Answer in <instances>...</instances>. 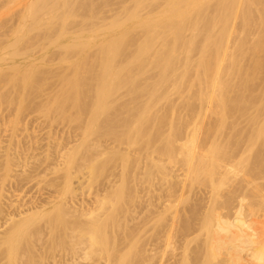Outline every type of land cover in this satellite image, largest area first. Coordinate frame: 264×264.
Masks as SVG:
<instances>
[{"label":"bare ground","instance_id":"1","mask_svg":"<svg viewBox=\"0 0 264 264\" xmlns=\"http://www.w3.org/2000/svg\"><path fill=\"white\" fill-rule=\"evenodd\" d=\"M115 1L119 2V4L122 3V5L125 3V0H0V81H2L0 82V86L4 80V86L6 85L7 87L6 79L9 78L11 80V78L8 77L10 76L9 73H11L12 79L13 77L17 76V74H14V76L12 75L13 72H10L12 68L30 69L31 67L30 71L29 69H26V74L28 75L30 72V75L34 76L37 71L33 74L31 72L33 71L32 68L41 65V63L45 60L46 54L53 49L55 61L54 59H52V57H49L53 60L50 62V65H52L51 63L53 62L56 64V62L58 61V59L56 58L57 54L55 50H57L58 52L59 50L62 51L63 49L66 54L77 53V56L81 58L83 57L82 54L85 55L86 50L90 49L91 47L92 50H95V52L91 53L95 54L97 50L95 48L97 47L94 46H98V49L99 47L101 48L99 50V53L100 51L103 53L100 57L101 61L99 63L96 62L98 64L97 68L99 67L100 69L99 72L97 71V68L95 69V60H91L95 63V65H92L93 67H91V70H83L80 68L85 65V62H83L82 65V60H78L77 63L75 62V66L72 65V67L74 68L70 67V70L72 72L75 69L76 72L73 71L71 74H68L67 77H61L62 82H64V84L68 86L69 90L63 92L61 91L62 93H60V98H51L50 100L52 103L49 101L51 105L47 106L46 108V112H48V115L50 113L49 111L53 110L58 113V117L62 113L66 114L68 110H70L69 112L71 114L75 111L74 113L77 116L75 119H78L76 120L77 123L75 124H77L78 126L74 127H76V129L77 127H80V129H82L81 132L83 136L80 137L82 139L81 143L75 138V140H71L69 141V143H64L65 145H63L62 147V144H60L59 141H57V143H59L60 145L56 146V141L53 140L54 146L57 147H53L56 148V153L54 154L48 151V149L50 148L49 146L44 153L45 156L41 154L43 153L42 151L38 152L40 148H38L37 150L36 147V149L34 150L35 145L34 147L30 145L31 148L33 147V150L29 148L30 152L28 151V155L26 154L23 156V154L26 152L25 150L27 147L24 149L25 152L20 150V153L21 151L24 152L23 154H20L19 151H17V153L14 152L16 153L15 157L11 156L13 154L11 152H9L10 154L4 153V155H0V166L3 168V180L1 184V188H3L2 191L5 189L7 180L11 183V181L9 180L12 179L11 177L21 179V177L25 176L27 178L26 180H28L29 172H31L29 171L30 169H28V166L30 165H28V161L30 162L31 160H35L33 162L35 166L32 165L34 169H31L34 172L32 174L33 176L35 174V176L37 177V174H39V168L48 163L59 166L61 165L62 168L60 169V171H63V176L65 179V185L62 189L63 191L60 195V199H58L57 201H55L57 196L56 198H53L51 196L48 198L46 197L45 201H42V203L38 202L37 204H35L34 202L29 201L30 203L27 204H18V201H15V203L2 201L4 198L6 199L7 197L9 198L11 196L10 193H5L7 195H5L3 192L1 193L0 264H2L1 260L2 262H6L3 264H36V261L38 260L36 259L38 253V249L36 250L35 246L36 242H41L46 237V234L44 233V229L46 228H44L43 230L38 228L40 226L39 224L42 223L47 217L48 219H45L47 222H44V224L42 225L44 227L45 224L49 223V226L45 225L49 228V230L48 228L46 229L49 231H47V233H50V237L54 240L55 238H57V232H63L61 236L63 239H59L61 237L58 236L60 242H57V244L55 243V241L53 242L56 244L55 248H53L51 242V246H49V249L48 247L46 248L45 245L44 248L48 249L52 254L57 252L58 250L67 253L71 252V258H67V264H77V259L81 258H78L75 254L78 255L79 253L84 256L81 257H83L85 260H88V258H92V262H95L98 259L97 264L99 258H102V254L105 253V256L109 254L108 252L112 249L110 248V250L108 251L110 242L109 239H111L110 236L112 235H110V230L112 231V229H109V227L110 223L114 221V217L119 213V208L117 206H119L120 204V199L119 202H115L114 198H112L114 193L111 191V188L114 187V184L111 182V180L110 182H108V185L104 186L102 199H99L100 193L95 196L94 202H91L90 199L89 201L85 202V197L80 198V203L84 204L82 207V212L85 215H79L80 217H83L82 219L76 218L77 215H75V220H79L78 223L69 221V219L66 220V217L62 214V211L69 212L70 214L71 210H68L76 205V201L78 200L75 199L78 195H80L78 190L76 191V188L80 185L81 180L78 178H76V180H73V173L75 172L72 173V171L77 170L73 169V167L75 168L76 166H79L77 165V160L80 157L83 158L84 156L87 157V159L97 158L94 157L95 155H92L93 153L90 155L85 154L86 151L90 152V149L92 151V147H94L93 142L95 140L93 137L94 141H91V137L95 135L96 128L93 129L92 126H89V128H83V116L89 118L87 120L91 122L92 120L97 121L101 117L103 118V116L105 117L106 115L108 118L109 114L111 115L112 113H115L117 116L116 118L119 119V122L122 125H127L128 123H130L129 126H131V124L133 123L134 126V124H136V126L138 127L135 131V134L137 133V135L140 136V134L144 132L142 133V135L145 136L147 132L146 127L151 124L150 121H152L150 120L152 109L157 107L156 105L154 106V104H151L149 101L146 102L145 99L150 98L148 100H151L152 98L155 99L156 97H172L175 93L179 94V97H199L201 101L207 100L208 105L204 106H209L208 109H210V111L216 115L215 118H217V121H214L212 118L208 120V117L206 116L207 120H201L196 126L193 125V128H190L186 131H180L178 130V128H176L174 130H171L168 135L164 131L162 133H160L161 131H159V135H157L158 132H156V136H154L153 133V135L151 134L152 142L149 141V143H152V147L145 148L146 146H143L147 150L152 148V150H150V152L152 151V154L150 152L144 154L147 155V158L146 156L145 158L147 159V164L149 165L147 169H145V165L142 162L144 165V168L142 169H145L144 171L146 175L152 174V193L159 200L166 198L165 205H167V210L170 212L168 220L167 216L165 215L162 218L154 220L152 222V227H155L157 224L164 227L163 236L165 237V240H163L164 242L160 241V239L158 238L154 241L153 245L157 247V250L152 247V251L155 252V254H152V264H208L206 263V261L201 260L200 253H198L200 251L198 249L193 250L190 244L192 241V237L205 230L211 231L212 243L210 246V251L212 258L217 260L221 264H264V225L261 227L258 226L257 220L253 219L250 216V214L253 212V210H255L254 208L256 207L254 206L256 203H254V198H263L262 203L264 204V186L260 187L257 185L254 188H250L251 186H253V175L264 177V117L262 118L261 116H258V113H261L263 114L262 116H264V109L260 110V108H264V106H262L263 103L260 104V98L258 99L257 97H255L256 93L259 94L258 91L255 93V81L257 79L256 76L259 73L256 72L255 65L259 67L260 64V61L258 62L256 57V53L258 50L257 42L259 38L258 40L256 39L257 34L259 37L261 36V34L259 35V33L264 32V0H235L234 2L230 1L231 6H229L231 7V10H229L230 8L229 6H227L229 4V0L227 1L228 4H226V0H218L219 2L217 3H215L216 0H163V8L161 7L160 3V6L157 7L158 2H155L156 0L154 1V3H150L149 0H137L135 1V5H133V2L130 3V5H133L132 8L131 6L126 7V9L124 10L125 16H123L122 18L120 15L121 12L119 14L120 16L116 14L118 17L114 16L115 13L113 14V17L109 14V12H111L113 2ZM114 5L117 6V4ZM122 5H120L119 7L117 6L118 8L114 7L113 9H120ZM222 6L229 12H224ZM227 7L228 9H226ZM113 9L112 11H114ZM121 9L120 11H122ZM145 10H148V13L146 15L144 14L146 13L144 12ZM221 12L222 14L221 16H219ZM223 12L225 13L224 16ZM226 13H230L229 16L228 14L226 15ZM209 15L213 16V23H211L210 27L212 28V30L226 28L225 26H228L227 22L230 26V20H232V34L226 40L227 47L223 46V43L225 42V38H227V36H225L226 34L223 35L222 33H226L228 31V27L227 31L226 29H223L225 32L221 30V32H223L217 33V36L212 37V39L208 37L211 29L209 30V28L205 26V24H208L209 26V22L207 20L210 17ZM111 17L113 19H110ZM230 17L232 19H230ZM108 18L111 21L107 23L106 19ZM227 18L230 20L228 21ZM10 23L11 26L9 29L12 30L14 28L13 30L15 33H12L13 31L8 29V24ZM15 24L16 26H19H17L18 28H16V30V26L11 28ZM203 26L207 27L208 29ZM202 28L206 29L208 35L206 34V32H201L203 31ZM186 31H189V34L191 36L186 35ZM200 32L201 34H206L205 36L208 37H203L205 39V42L203 43L202 41L204 40H202V44H200L201 42L199 43V36L201 35ZM11 33L14 36L11 35ZM5 34H9V36H5ZM214 35L216 34L214 33ZM11 36H13V38H11ZM30 36L33 37L30 38ZM7 37H9V41L5 40ZM70 40L72 41L71 43H66ZM260 41H264L263 38ZM205 46H208V48ZM259 46H261L260 43ZM129 48H134L136 54L135 58H129V56L127 55L126 57L124 56L126 53L125 50ZM261 50L262 49L258 50V52L260 51L258 57H260L261 55ZM196 51H198V53ZM194 52H196L198 56H200L199 53H201L200 58L196 56V59L193 56ZM209 52L210 54H212L208 55L211 58L206 56ZM202 53L204 54L202 55ZM182 54H184V58H182ZM49 55H47L46 59H48ZM71 56L72 54L70 55V57ZM213 56L215 59L213 58L212 60ZM70 57L68 56L66 58H62L64 59V63H66L67 66L71 65V59L74 56L72 58ZM124 57L127 59H124ZM98 58L96 60H98ZM262 64L263 63H261V65ZM55 68L53 70H56ZM63 68L67 67L64 66ZM76 68H78L79 70ZM262 68L264 69V66H262ZM262 68H260V70ZM36 69L37 67L35 68V70ZM48 69H51V71L49 72L47 70V74L50 73L49 75H52V67L50 68L49 66ZM257 71H259V69ZM38 72L40 74L41 70ZM30 75L26 76V80H28L29 77L28 81L31 82V88L33 89L35 87L33 86L34 84L32 81L35 80V78L32 77L31 80ZM54 75L56 77V74ZM259 75H261V73H259ZM42 76L43 75H41V77ZM52 76H48L49 78L47 77V81H49L47 82V85H50V87L46 86L48 88H45L42 82L40 84L42 87H40L39 85L40 88L35 85L37 89H45L47 91V93L45 90H43L42 92L40 91L41 95L42 93L49 94L48 90L50 92L51 89H55L60 92L61 88L57 89L59 87L51 88L52 86H55L53 82L59 81V79H56L57 81H55ZM43 77H46V75ZM189 77L191 78V80L189 79ZM192 78L194 79L192 80ZM10 80L8 81L11 82ZM51 80L53 81L51 82ZM40 81H42V79ZM50 82L53 84H48ZM13 84H15V82ZM30 84L27 83L26 85L30 87ZM59 84L60 81L57 86ZM13 87H11L14 89H11V91L13 90L11 92V94L13 93V96L15 93L19 92L20 95L23 94L26 90L28 91V87L25 88V84L24 88L26 90L22 85V88L25 90L24 92L20 90L21 88L18 89L23 93H21L20 91L14 93L15 86L13 85ZM31 88L29 89L31 91H26L27 93L30 92L29 95L27 94L28 96L33 95V92H37V94L33 95L34 97L36 95H40L38 94L39 91H37L36 88V91L32 90ZM251 88H255V91H253L254 89L252 90L253 93H250L252 92L250 91ZM51 91H53L52 97L55 96V91ZM59 92L56 93V95H58L57 97H59L60 95ZM259 92L262 94L264 93L261 91ZM70 93H73L74 97L73 95L71 96ZM11 94L10 97L12 96ZM27 95L24 94L23 96L27 98ZM8 96L9 95H7L6 97ZM259 96L262 95L260 94ZM40 97L43 99L44 96ZM24 98H21L18 101L20 102L22 100V104L19 103V105H21V108L18 106L23 111L22 113H20L21 110H19L20 114H23L24 111L27 110L26 107H28V103L26 102L27 99ZM49 98H47V100L43 99L44 101L42 100V103H46ZM158 98L154 102H152L153 100H151V102H156L157 104V100L161 101V99ZM3 99H1L0 102H3ZM208 99L212 100V104ZM32 100L33 99H31L30 101L28 97V101L32 102L33 104L34 102ZM88 100H91V102H89ZM49 102L47 103L49 104ZM37 103L39 105L41 104V102ZM47 103L45 105H48ZM32 104L30 103L31 106L28 107L31 110L32 108L34 109L35 106V103L33 107ZM38 104L36 106L37 110L42 106L40 105L39 107ZM248 105L249 107H251V109L252 107L254 108L253 112H250L251 115L257 112L256 115H252L253 118L250 116L251 123L249 122L250 124L248 128H243V126L240 125V123L237 121L228 122V117H230V114L228 116V113H235L237 114V116H240L238 115V113H244L245 108ZM11 108H8V110ZM246 110H248V108ZM29 111L27 113H29ZM53 111L51 113L55 114ZM155 111L153 110V112ZM244 114L246 116V113ZM2 115L3 114H1V116ZM56 116L57 115H55L54 118H57ZM113 116L115 115L113 114ZM209 116L214 115H210L209 113ZM48 117L50 118L51 116ZM116 118H113L112 120L114 121ZM231 118H233V116ZM211 120L214 122H212ZM108 121L110 120L108 119ZM97 123L95 124L97 125ZM115 123L116 125L120 126L118 122ZM156 123H158V121ZM162 123L163 122H161V124ZM16 124H18V121L17 123H15V125ZM111 124H113V122H111ZM114 124L113 126L117 128V126ZM12 125H14V123ZM122 125L119 128H122ZM108 126H110V124ZM129 126L124 127L129 129ZM150 127L152 126L150 125ZM39 128L41 129V127ZM128 129L127 132L124 129V133L123 131L119 132L117 129L112 130L110 127L111 132H107L108 130H105V133L107 132L111 134L112 138L114 136L115 140L117 138L121 140L122 137L126 138V134L129 133ZM132 129L133 128H131V132ZM147 129L149 128L147 127ZM49 132L50 131H48V133ZM131 132L129 133L130 136L127 137L129 142L127 139L126 140L128 143H122L119 141V146L124 144V148L126 144L127 147L125 148L128 149L132 146V144H136L138 139L136 138L137 135L135 136V134H133L134 136H132ZM164 133L167 136H165ZM52 134L53 136L55 135L54 133ZM102 134L104 135V132ZM13 135L15 136L14 132ZM142 135L141 137L143 138ZM162 135L165 136L166 139H164V141L166 140V142H163ZM50 136L52 137V135ZM148 136H150L149 133L147 137ZM19 138L20 137H18V139ZM35 138L36 137H34V139ZM7 139H10V137ZM112 140L113 139H111L110 141H115ZM75 141H78L79 143L75 144ZM98 141H95V143H97L96 145H98ZM32 142L34 141H31V144ZM36 142L35 144L36 146H38V143ZM111 142L110 144L108 143V145L111 146L113 144H111ZM161 142L163 143L162 145H160ZM261 142L262 144H260L259 146H262L260 147L262 149L259 150V148H257L256 151L255 149L257 145ZM157 143H159V145ZM46 144L47 143H45V145ZM141 146L142 145H139V147ZM112 147L114 148L115 146H111L110 148L112 149ZM105 148L107 147H104V149ZM110 148L108 146L107 149L109 150ZM118 148L119 152L122 155L119 154L117 156L118 153L116 155L114 153V155L118 158L121 155L122 160H125V165L123 164L125 170L130 161L134 160L136 163L135 159L129 158L128 152H124L125 149L122 151L120 147ZM50 149H52V147ZM117 149L115 148V150ZM134 149L135 152L136 147H134ZM93 151L96 152V150ZM142 151L143 150H140V152ZM109 153L107 152V154ZM130 153H132L133 155V152ZM82 154L84 156H82ZM52 161L55 162L52 163ZM91 163L95 164L94 160ZM88 164H90V161L88 162ZM130 164L131 163H129V165ZM32 166L29 168H32ZM18 168H21L20 172H17ZM93 170L94 167L92 166V171ZM134 170H137V168ZM16 173L19 175H16ZM20 173H23V176L20 175ZM123 173H125V171ZM16 179L13 178L12 180L16 181ZM35 179L36 178H34L33 180ZM59 184L61 186V182ZM55 185H58V183H56ZM254 185H256V182ZM13 186L15 185L13 184ZM49 187L53 188V186ZM123 194V197H125L124 191ZM11 198L9 199L10 201ZM236 201L237 204L235 206L234 203H236ZM167 202L168 204H166ZM94 203L97 204L96 208L98 211V214L95 215L90 212L93 207L88 209L85 208L86 205L92 206ZM9 204H11L10 207ZM256 205L258 206V203H256ZM126 207L127 206H125V209H127ZM74 208L76 207L74 206ZM13 210L15 212H13ZM50 212L57 213L56 215L58 217L54 218L53 215L49 214ZM72 214L74 215V213H71V216H73ZM113 214L116 215L113 216ZM126 214L128 213L125 212L124 216H122L121 218L116 216L118 217V219L120 218V220L118 221L121 226L118 227L119 230L121 229V232L123 230L121 238L122 240L130 238V235H132L127 232L130 229V227H128V221L131 216H129V214ZM68 216L71 218L70 215ZM87 216H89V218H87ZM36 228L38 229V231H34V229ZM153 234L154 232H152V235ZM114 235L117 234H113V237ZM67 238H69L70 240L68 241ZM116 238L114 240H116ZM177 238L180 239L178 242L176 241ZM65 239L68 242L64 241ZM48 243L49 242L47 240V244ZM110 243L112 244V242ZM115 244L117 246V243ZM68 247L70 251H68ZM48 250H46L45 254L42 252V255H46ZM111 252H113V250ZM115 252L116 251H114V253ZM120 255H118V257ZM61 257H63V255H61ZM109 257L110 256H108V260H110ZM118 257L117 260L119 259ZM127 257H129V255H127L126 258ZM23 258H26V262ZM115 259L116 258L113 259V262H116L114 261ZM43 260L44 259L42 258V260L40 261L42 262ZM127 261L130 260L127 259ZM56 262H58L57 259L54 261V264H56ZM128 263L130 264V262Z\"/></svg>","mask_w":264,"mask_h":264},{"label":"rangeland","instance_id":"2","mask_svg":"<svg viewBox=\"0 0 264 264\" xmlns=\"http://www.w3.org/2000/svg\"><path fill=\"white\" fill-rule=\"evenodd\" d=\"M135 1H137V0H125V3L122 5V3H120L119 4V2H113V6L111 7V12H109V14L113 17V14L115 13V17H118V16H120L121 15V18L123 17V16H125V9H126V7L127 6H131V8H132V6L133 5H135ZM154 1L155 0H149V2L151 3H154ZM162 1L163 0H156L155 2H158V5H157V7L158 6H160V4H161V7L163 8L164 7V3L162 4ZM220 1V0H219ZM218 0H216L215 1V3H217V2H219ZM221 1H224V0H221ZM228 0H226V2H227ZM230 1H232V2H234L235 0H229V4H228V2L226 3V4H228L227 6H229L230 5ZM127 2V3H126ZM131 2H133L134 4L133 5H130V3ZM164 2V1H163ZM160 3V4H159ZM114 4H117V6H118V4H119V6L120 5H122L121 6V10L122 11H120V9H117L118 7L117 6H115ZM231 6V5H230ZM229 6V10H231V7ZM114 7H117L116 9H113ZM123 7H125V8H123ZM226 7V6H225ZM130 8V7H129ZM222 8H223V6H222ZM112 9L114 10V11H112ZM224 9V12L225 11H228V10H225V8H223ZM226 9H228V7L226 8ZM161 10V9H160ZM160 10H158V11H160ZM117 13H116V12ZM124 11V12H123ZM148 10H145L144 12H146V13H144L145 15L148 13L147 12ZM158 11H156V12H158ZM120 12H121V14H120ZM223 12V16H224V13ZM229 12V11H228ZM123 13V14H122ZM118 16H117V15ZM120 14V15H119ZM221 14H222V12L219 14V16H221ZM228 14V16H229V14L230 13H226V15ZM210 16V17H209ZM208 17H209V19H207L208 20V22H209V26H208V24H205V26H207L208 28H209V30L211 31V32H209L210 34L208 35V33L206 32V29L205 28H207V27H205V26H203V27H205V28H202L203 29V31H201V32H206V34L208 35V37H210L211 39H212V37H215V36H217V33H222L224 30L223 29H226V31H227V27H228V31L226 32V33H222L223 35H225V36H227V38H225V44L223 43V46H225V47H227V42H226V40L231 36V34H232V20H230V19H232L231 17H230V19H228L227 18V20L229 21L230 20V26H229V23L227 22V25L228 26H225L226 28H222V29H213L212 30V28H210L211 27V23H213L212 22V15H209ZM222 16V17H223ZM110 18V19H113V18ZM114 17V18H115ZM109 18L108 19H106L107 21V23L108 22H110L111 20H110ZM211 19V20H210ZM224 21V20H223ZM18 22V21H17ZM221 22V21H220ZM225 22H226V19H225ZM224 22V23H225ZM19 23V22H18ZM13 24H14V22H13ZM12 24V25H13ZM226 24V23H225ZM224 24V25H225ZM10 26H11V23L10 24H8V29L10 28ZM16 26V24L14 25V26H12L11 28H13V27H15ZM18 26V25H17ZM15 27V30H16V28H18V27ZM229 27H230V29H229ZM207 28V29H208ZM14 29V28H13ZM11 30V29H9V30H11V31H13L12 33H15L14 32V30ZM205 30V31H204ZM208 30V31H209ZM221 30H223L222 32H221ZM216 31V32H215ZM218 31V32H217ZM201 32H200V34H201ZM225 32V31H224ZM10 33V32H9ZM11 33V35H13ZM188 33V34H187ZM190 32L189 31H186V35H188V36H191L190 34H189ZM204 33H202L199 37V43L202 41V40H204V41H202L203 43L205 42V39L203 38L206 34H204ZM214 33L216 34V35H214ZM259 33V32H258ZM261 34V36H259L258 37V34H257V39L256 40H258V38H259V40H258V42L260 43V45L261 46H259V43L257 42V48H258V50L259 49H262L261 50V55H260V57L262 58H260V57H258V55L260 54L259 52H258V50H257V53H256V57H257V60H258V62L260 63L259 64V67H257L256 65H255V67H256V72L258 73H261V75H259V73L257 74V76H256V83H255V88H256V91H255V88H251L250 89V91H252L253 89V91H255V93L258 91V93L259 94H255L256 96L255 97H257L259 100H260V104H262V106H264V93L262 94V93H260L259 91H261V92H264V69L262 68V66H264L263 64H264V62H262V61H264V41H260V40H262V38H263V40H264V32H262V33H259V35ZM263 34V35H262ZM9 36V34H5V36ZM219 35V34H218ZM14 36V35H13ZM13 36H11V38H13ZM201 36H202V38H201ZM31 37H33V36H30V38ZM205 37H207V36H205ZM207 37V38H208ZM8 38V39H7ZM5 40H8L9 41V37H7ZM209 38V39H210ZM224 40V39H223ZM231 40V39H230ZM11 41H12V39H11ZM72 41L70 40V41H68V42H66V43H71ZM202 42L200 43V44H202ZM210 42V41H209ZM230 44V43H229ZM99 45V44H98ZM94 47H97V48H95V49H97L96 50V55L94 54V53H91V52H95V50L93 49L92 50V47L90 48V49H87L86 50V53H85V55L84 54H82V56L83 57H81V58H79V56H77V53L76 54H74V53H68V54H66L65 52H64V50L62 49V48H60V49H62V51L61 50H59L58 52H57V50H55L56 51V54H57V59H58V61L56 62V64L53 62V63H51L52 65H50V62L51 61H53L52 59H54V61H55V58H54V52H53V50H50L47 54H46V57H47V55H49L48 56V59H46V57H45V60L41 63V65H38V66H36L37 67V69L35 70V68L36 67H33L32 69H33V71H31L33 74H34V72H36L37 71V73H35V75L33 76V75H30V72H29V74L28 75H30L31 76V80H32V77L33 78H35V80H37V81H35V80H33L32 82H33V86L36 88V86H38L39 87V85L41 84V82H42V84L45 86V88H48V87H46V86H49L50 87V85H47V82H49V81H47L48 80V78L49 77H51L52 75V78L55 80V81H57L58 79H59V81H60V84L57 86V84L59 83V81H57V82H53L54 83V87L52 86L51 88H55V87H59V88H57V89H60L61 88V90H60V92L58 91V90H55V89H51V88H49V89H51V90H54L55 92V96H53L52 97V95H53V91H51L50 90V92H49V90H48V93L49 94H46L47 93V91L45 90V89H42V90H39V88L40 87H42L41 85H40V87L37 89L36 88V90L37 91H39V93L38 94H40V91L42 92L43 90H45L46 91V93H42V95L40 94V95H38L39 96V98H38V96L36 95L35 97L33 96V95H35V94H37V92L35 93V92H33V95H31V96H28L29 95V93H27L28 91H31V90H29L30 88H31V82L30 81H28L29 80V77H28V80H26V76H28L27 74H26V69L27 68H12V70H15V71H12V70H10V72H13V74L12 75H16L17 74V76H15V77H13V79H12V77H11V73H9L10 74V76H8V77H10L11 78V80L8 78V79H6V84H7V87H6V85L4 86V80H3V83H1V86H0V97H1V99H3L4 101L2 102H0V113L1 114H3L2 116H1V114H0V150H1V152H0V155H4V153H6V154H8L9 152H11V153H13L11 156H13V157H15V154L17 153V151H19V153H20V150H22V151H24V149L26 148V152L24 153V152H22L21 151V153L20 154H23V156L24 155H26L27 153H29L30 152V149L31 150H33V147H34V145H35V147H34V150L36 149V147H37V150H38V148H40L39 150H38V152L40 151H42L43 153H41L43 156H45V152H46V150L48 149V147L50 146V148L52 147V149H48V151H50V152H52V153H56V146H58V145H60V144H62V147H63V145H65L66 143H69V141H71V140H75V138L81 143V141H82V139L80 138L81 136H83L82 135V129H80V127H77V129H76V127H74V126H78L77 124H75V123H77L76 122V120H78V119H75L77 116L75 115V111L71 114L69 111L70 110H68V112L65 114V113H62L63 114V116H62V114H60L61 116H62V118H61V116L59 115V117H58V113H56V111H53L55 114H53V113H51L52 111H49L50 113H49V115H48V112H46L47 111V106H50L51 104H50V102H51V98L53 99L54 97L55 98H60V96H61V94L60 93H62L63 91H67V90H69V88H68V86L66 85V84H64V82H62V78L63 77H67L68 76V74H71L73 71H75L76 72V70L74 69H72L73 71L71 72V70H70V67L71 68H74V67H72V65L73 66H75V62L77 63L78 62V60H82V65H83V62H85V65L83 66V67H80L81 69H83V70H91L92 68L91 67H93L92 65H95V63L97 62V63H99L100 61H101V56H102V52L100 51V53H99V50L101 49L100 47H99V49H98V46H94ZM93 47V48H94ZM204 47V46H203ZM205 47H207L208 48V46H205ZM210 47V46H209ZM212 47H214V46H212ZM263 47V48H262ZM224 48V47H223ZM226 49V48H225ZM224 49V50H225ZM131 50V51H130ZM61 51V52H60ZM133 51V52H132ZM98 52V53H97ZM125 57H126V55L127 56H129V58H135V56H136V54H135V50H134V48H129V49H127V50H125ZM197 53H198V51H196ZM196 52H194L193 53V56L196 58V56L197 57H199L200 58V56H201V53H199L200 54V56H198V54L196 53ZM201 52V51H200ZM204 52V51H203ZM211 52V51H210ZM210 52L206 55V56H208V55H212V54H210ZM62 55H61V54ZM135 55H134V54ZM60 54V55H59ZM72 54V56L70 57V55ZM95 56H94V55ZM99 54V55H98ZM204 53H202V55H203ZM75 55H76V57H75ZM263 55V56H262ZM70 57V58H72L73 56L75 57V59H74V57L71 59V65H68L67 66V64L66 63H64V59H62L63 57L64 58H66V57ZM86 56V57H85ZM92 56V57H91ZM97 56V57H96ZM182 56V58H184V54H182L181 55ZM205 56V57H206ZM52 57V59H50V58ZM84 57H85V60L87 61H85L84 60ZM99 57V58H98ZM124 57V59H127V58H125ZM204 57V58H205ZM209 57V56H208ZM90 58V59H89ZM92 58V59H91ZM98 58V60H96ZM194 58V59H195ZM199 58H198V60H199ZM209 58H211V57H209ZM213 58H214V56L212 57V60H213ZM261 60H260V59ZM56 59V60H57ZM90 60V62H89V60ZM100 59V60H99ZM197 59V58H196ZM215 59V58H214ZM91 60H95L94 62H92ZM61 61V62H60ZM45 62H46V64H45ZM88 62H89V64H88ZM196 62H197V60H196ZM210 62H211V59H210ZM214 62V61H213ZM96 63V65H95V69L97 68V66H98V64ZM122 63H123V61H122ZM226 63H228V62H226ZM261 63H263L262 65H261ZM37 64V63H36ZM45 64V65H44ZM48 64V65H47ZM63 64V65H62ZM43 65V66H42ZM49 68V66H50V68L52 67V71H53V73H52V75H49L50 73V71H51V69H48L47 67ZM67 67V68H63V67ZM90 68H89V67ZM261 66V67H260ZM40 67V68H39ZM44 67V68H43ZM56 69V70H53L54 68ZM58 67H59V69H58ZM86 67V68H85ZM39 68V69H38ZM260 68H262L261 70H260ZM17 69V70H16ZM29 69V68H28ZM27 69V70H28ZM76 69H78V68H76ZM259 69V71H257ZM24 71V73H23V71ZM31 70V67H30V69H29V71ZM41 70V72H40V74H39V72L38 71H40ZM47 70L49 71L48 73L49 74H47ZM79 70V69H78ZM97 71L99 72L100 71V69H99V67L97 68ZM17 72V73H16ZM31 73V74H32ZM25 74H26V76H25ZM54 74H56V77H55V75ZM41 75H43V76H45L46 75V77H41ZM49 77H48V76ZM39 76H40V78L42 79V81H40L41 79L39 78ZM260 76V77H259ZM17 77V78H16ZM48 77V78H47ZM62 77V78H61ZM14 78H16V79H14ZM25 78V79H24ZM45 78V79H44ZM57 79V80H56ZM189 79L191 80V78L189 77ZM194 78H192V80H193ZM259 79V80H258ZM8 80H10L11 82H9ZM15 80V81H14ZM258 80V81H257ZM39 81V82H38ZM53 80H51V82H52ZM0 82H2V81H0ZM15 82V84H13ZM35 82H37V83H35ZM48 83V84H53V83ZM17 83V84H16ZM30 84L29 86L30 87H28V85H26V84ZM259 83V84H258ZM263 83V84H262ZM15 86V91H14V93L15 92H18V91H25L26 89V87H28L27 89H28V91L25 93H23V92H21V93H23V94H20L19 95V92L18 93H15L14 94V96H13V93L11 94V92L14 90L13 88V85ZM24 84H25V88H24ZM10 85H12V86H10V88H9V86ZM21 85V86H20ZM22 85H23V88L25 89H23L22 88ZM36 85V86H35ZM254 85V84H253ZM20 86V87H19ZM44 86H43V88H44ZM61 86V87H60ZM11 87H13V88H11ZM17 87H19V88H17ZM251 87V86H250ZM263 87V88H262ZM21 88V89H20ZM35 88H31L32 90H34V91H36L35 90ZM260 89V90H258V89ZM7 89V90H6ZM11 89H13L12 91H11ZM16 89H17V91H16ZM18 89H20V90H18ZM44 91V92H45ZM62 91V92H61ZM253 91L252 92H250V93H253ZM59 92V97H57L58 95H56V93H58ZM32 93V92H31ZM10 94L13 96H11L10 97ZM27 95L28 97H29V100L31 101V99H33L32 101L35 103V106H34V103L32 104V102H29L28 101V97L26 98L25 96H23V95ZM262 95V96H259V95ZM7 95H9L8 97H6ZM46 95H48V96H46ZM70 95L72 96L73 95V93H70ZM21 96H23V97H21ZM40 96H44L43 97V99L44 100H47V98H49L48 99V101H46V103L47 102H49V104L48 105H45L46 103H42V98L40 97ZM17 97H18V99H17ZM23 99L24 97V99H27V105H28V107L29 106H31L30 105V103L32 104V107L34 106V109L32 108V110L31 109H29L28 107H26V111H24V115L23 114H20V113H22L23 111L20 109L21 108V105H19V103H21L22 104V100L20 101V102H18L21 98ZM73 97H74V95H73ZM252 97V96H251ZM9 98V99H8ZM158 97H156L155 99H151V100H153L152 102H154V101H156V99H157ZM162 98H163V101H162ZM199 97H188V98H186V97H179V94H173V96L172 97H159L158 99H161V101L159 100H157V104L159 105H157L156 104V102L155 103H152L151 102V100H148V99H150V98H146L145 100H146V102H150L151 104H154V106L156 105L157 107H153L154 109H152V113H151V117H150V120H152V121H150V123L151 124H147L146 126L149 128V129H147V127H146V130H147V132L149 133V135L150 136H148L147 137V135H148V133L146 132V134H145V136L144 135H142V133H144V132H142L141 134H140V136L139 135H137V133L135 134V131L137 130V127L138 126H136V124H134V126H133V123L131 124V126H129L130 125V123H128L127 125H125V124H121L120 122H119V119H117L116 117V114L115 113H112L110 116L108 115V118H107V115L104 117L103 116V118L101 117L99 120H97L98 121V123H97V121H95V120H92L91 122L89 121V120H87V119H89V118H87V117H85V116H83V121H84V123H83V128H89V126L91 127H93V129H95L96 128V131H95V135H93L92 137H91V141L93 140V137H94V140L95 141H98V145H103V146H98V145H96L97 143H95V141L93 142L94 143V145L93 144H91V145H93L94 147H92V151L93 150H96V152L95 151H91V149H90V152H88V151H86L85 152V154H88V155H90V154H92V155H95L94 157H97V158H88L87 159V157H85L83 154H84V150H83V154H82V156H84L83 158L82 157H80L79 159H80V161H79V159L77 160L78 161V163H77V165H79V166H81V167H79V166H76L75 168L73 167V169H77V170H74V171H72V173L73 172H75V173H73V180L75 179L76 180V178H78V179H80L81 180V182H80V185L76 188V191L78 190V192L80 193V195H78L77 197H76V199L75 200H78V201H76V205H74L76 208H74V206H73V208H70L68 211H70V214H69V212H65V211H62V214H63V216H65L66 217V220H68L69 219V221H73V222H75V223H78L79 222V220L77 219V220H75L76 218H80V219H82L83 217H80L79 215H85L82 211V207H83V205L84 204H82V203H80L81 201H80V198H83V197H85L86 198V200H85V202L86 201H89V199H90V201L91 202H94V198H95V196L97 195V194H99L100 193V195H99V199H102L103 198V189H104V186L105 185H108L109 183L108 182H110V180H111V182L114 184V189L113 188H111V191L114 193L113 194V196H112V198H114V200H115V202H119V199H120V204H119V206H117L118 208H119V213H122V214H113V216H118V217H122V216H124V214H125V212L126 213H128L129 214V216H131L130 217V219H129V221H128V227H130V229L127 231V232H129L130 234H132V235H130V238H128V239H126V240H122L121 238H122V232H123V230H122V232L119 230V227L118 226H121V224L119 223V221L118 220H120V218L118 219V217H114V221H112L111 223H110V227H109V229H112V231L110 230V237H111V239H109L110 240V242H112V244L109 242V246H108V251L110 250V248H112L108 253L110 254H107L106 256H105V253L104 254H102L101 256H102V258H99V261H98V264H129L128 262H130V264H152V254H155V252H153L152 251V247L153 248H155L156 250H157V247H155L153 244H154V241L158 238V239H160V241H162V242H164L163 240H165V237L163 236L164 235V227L163 226H160L159 224H157L155 227H152V222L154 221V220H158V219H160V218H162L163 216H167V220H168V216L170 215V212L167 210L168 209V207H167V205H165V201H166V198L165 199H161V200H159L158 198H156L154 195H153V193H152V174H150V175H146L145 174V169H147V167H148V165L149 164H147V155H144L145 153L147 154L148 152H150V150H152V148H150V149H145V148H148V147H152V143H149V141H151L152 142V135H153V133H154V136H156V132H158V134L157 135H159V131H161L160 133H162L163 131L168 135L169 133H170V131L171 130H174V129H176V128H178V130H180V131H186V130H188V129H190V128H193L194 126H196L201 120H207V117H208V120L210 119V118H212L214 121H217V118H215L216 117V115L214 114V113H212L211 111H210V109H208L209 108V106H204V105H208L207 103V100L205 101V100H200V98L198 99ZM0 99V100H1ZM17 99V100H16ZM166 99V100H165ZM171 99V100H170ZM40 100V101H39ZM43 100V101H44ZM92 100V99H91ZM91 100L89 101V102H91ZM167 100H169V101H167ZM208 100H210V103L212 104V100L211 99H208ZM12 101V102H11ZM53 101V100H52ZM263 101V102H262ZM18 102V103H17ZM37 102H41V104L40 105H42L41 107H40V105L37 103ZM143 102H145V101H143ZM159 102H161V103H159ZM165 102V103H164ZM167 102V103H166ZM171 102H172V104H171ZM5 104V105H3V104ZM52 103V102H51ZM174 103V104H173ZM210 103H209V105H210ZM37 104H38V106L40 107H38L39 109V111L37 110V108H36V106H37ZM162 104V105H161ZM192 106H191V105ZM10 105V106H9ZM44 105V106H43ZM186 105V106H185ZM20 108H19V107ZM167 106V107H166ZM189 106H190V108H189ZM12 107V108H11ZM160 109H159V108ZM165 107V108H164ZM7 108V109H6ZM8 108H11V109H9L8 110ZM49 108V107H48ZM68 108V107H67ZM174 108V109H173ZM193 108V109H192ZM248 108V110H246ZM16 109V110H15ZM36 109V110H35ZM46 109V110H45ZM69 109V108H68ZM157 109V110H156ZM162 109V110H161ZM263 110L264 108L262 107V108H260V110ZM19 110H21V112L19 113ZM30 110V111H29ZM153 110L155 111V112H153ZM171 110V111H170ZM172 110H173V112H172ZM175 110V111H174ZM190 110V111H189ZM251 110V111H250ZM253 110H254V108L252 107V109H251V107H249V105L245 108V111H244V113H246V116H245V114L242 112V113H238V115H240V116H237V114H235V113H228V116H229V114H230V117H228L229 119H228V122H239L240 123V125H242L243 126V128H248L249 127V124L251 123V118H250V116L253 118V116L254 115H256V113L257 112H255V113H253L252 115L250 114V112H253ZM9 111V112H8ZM15 113H14V112ZM29 111V113H27ZM41 111V112H40ZM166 111V112H165ZM6 112V113H5ZM46 113H47V115L48 116H51L50 118L46 115ZM209 113H210V115L211 114H213L214 116H209ZM247 113H249V114H247ZM10 114V115H9ZM19 114H20V117H19ZM40 114V115H39ZM71 114V115H70ZM113 114L115 115V116H113ZM244 114V115H243ZM259 115L258 116H261L262 118L264 117V116H262L263 114H261V113H258ZM46 115V116H45ZM54 115V116H53ZM55 115H57L56 117L57 118H54L55 117ZM64 115H65V117H64ZM70 115V116H69ZM154 117H153V116ZM235 115V116H234ZM67 116V117H66ZM70 118H69V117ZM112 116H113V118H116L114 121L115 122H118V124L120 125V126H118V125H116V123L112 120L113 118H112ZM207 116V117H206ZM233 116V118H231ZM5 117V118H4ZM6 117H8V118H6ZM140 117V116H139ZM206 117V118H205ZM215 119H214V118ZM238 117V118H237ZM240 117V118H239ZM13 118H14V120H13ZM61 118V119H60ZM105 118V119H104ZM112 118V119H111ZM155 119V121H154V119ZM15 119H17V120H15ZM59 119V120H58ZM68 119V120H67ZM108 119L111 121V122H113V124L114 125H116L117 126V128L115 127V126H113V124H111V122L110 121H108ZM139 119H142V118H139ZM159 119V120H158ZM246 119V120H245ZM26 120V121H25ZM36 120V121H35ZM70 120V121H69ZM72 120V121H71ZM162 120V121H161ZM7 121V122H6ZM17 121H18V124H16L15 125V123H17ZM20 121V122H19ZM100 121V122H99ZM106 123H105V122ZM158 121V123H156ZM163 122L162 124H161V122ZM212 121V120H211ZM214 121H212V122H214ZM241 121V122H240ZM29 122V123H28ZM102 122V123H101ZM155 122V123H154ZM250 122V123H249ZM14 123V125H12ZM25 123V124H24ZM28 123V124H27ZM90 123V124H89ZM95 123H97V125L95 124ZM100 123V124H99ZM110 124V126H108ZM152 124H154V125H152ZM27 125V126H26ZM107 125V126H106ZM121 125H122V128H124L125 130H126V132H127V129L128 128H125L126 126L128 127H130L129 129H128V131H129V133L131 132V128H133L132 129V136H134L133 134H135V136H136V138H138L137 139V142H139V143H137L136 142V144L134 145V144H132V146L130 147V148H128V149H126L125 147H127L126 146V144H125V147L123 148V146H124V144L123 145H121L122 146V148H121V146H119V141L120 142H122V143H128L129 142V140L127 139V137L128 136H130V134L129 133H127L126 134V138L124 137H122L121 138V140H119V138H117L116 140L114 139V136H113V138H112V136H111V134H109V133H107V132H111V130H110V127H111V129L112 130H115V129H117L119 132H124L125 133V131H124V129H122V128H119V127H121ZM150 125L152 126V127H150ZM159 125V126H158ZM161 125V126H160ZM194 125V126H193ZM12 126H14V127H12ZM19 126V127H18ZM125 126V127H124ZM175 126H177V127H175ZM181 126V127H180ZM2 127V128H1ZM25 127V128H24ZM33 127V128H32ZM39 127H41V129L39 128ZM43 127V128H42ZM74 127V128H73ZM103 127H105V128H103ZM108 127V128H107ZM112 127H114V128H112ZM180 127V128H179ZM5 128V129H4ZM8 128V129H7ZM29 129V131H28V129ZM80 130H79V129ZM107 128V129H106ZM151 128H152V130H151ZM11 129V130H10ZM16 129V130H15ZM18 129V130H17ZM45 129V130H44ZM75 129V130H74ZM120 129H121V131H120ZM4 130V131H3ZM99 130V131H98ZM105 130H108L106 133H105ZM110 130V131H109ZM2 131H3V133H2ZM7 131V132H6ZM22 131H23V133H22ZM47 131V132H46ZM48 131H50L49 133H48ZM149 131H152V132H149ZM168 133H167V132ZM10 132V133H9ZM12 132V133H11ZM13 132H14V134H15V136L13 135ZM16 132H18V133H16ZM22 134H21V133ZM35 132H37V133H35ZM41 132V133H40ZM43 132V133H42ZM104 132V135L102 134ZM29 133V134H28ZM30 133H32V134H30ZM52 133H54L55 135L53 136V134ZM164 133V134H165ZM9 134H10V136H9ZM12 134V135H11ZM42 134V135H41ZM108 134V135H107ZM152 134V135H151ZM165 134V136H167ZM27 135V136H26ZM30 135V136H29ZM40 136V137H38V136ZM44 135V136H43ZM47 135H48V138H47ZM50 135H52V137L50 136ZM99 135V136H98ZM125 135V134H124ZM141 135L143 136V138L141 137ZM33 136V137H32ZM74 136V137H73ZM165 136L164 135H162V137H163V142H166V140L164 141V139H166L165 138ZM10 137V139H7V138H9ZM13 137H14V139H13ZM18 137H20L19 139H18ZM34 137H36L35 139H34ZM42 137V138H41ZM54 137V138H53ZM81 139H79V138ZM96 137V138H95ZM139 137H140V139L142 140V142H141V140L139 139ZM26 138H27V140H26ZM32 138V139H31ZM100 138V139H99ZM102 138V139H101ZM111 138V139H113V140H115L114 142H111L109 139ZM22 139V140H21ZM45 139H46V141H45ZM48 139V140H47ZM128 140V142H127V140ZM147 139H148V141H147ZM9 140V141H8ZM13 140H14V142H13ZM20 140V141H19ZM25 140V141H24ZM34 141V142H32V144H31V141ZM42 140V141H41ZM49 140H51V141H56V143H55V145L56 146H54V141L53 142H51V141H49ZM112 140V141H113ZM144 140V141H143ZM26 141H27V143H26ZM37 141V142H36ZM57 141H59L60 142V144L59 143H57ZM78 141H75L74 143L76 144H78L79 142ZM108 141V142H107ZM111 142V146H115L114 148L112 147V149L110 148L111 146L110 145H108V143L110 144V142ZM118 141V142H117ZM126 141V142H125ZM146 141H147V144H146ZM262 141V140H261ZM9 142V143H8ZM35 142L36 143H38L37 145L39 146H36V144H35ZM41 144H40V143ZM145 142V143H144ZM30 143V144H29ZM45 143H47L46 145H45ZM50 143V144H49ZM65 143V144H64ZM92 143V142H91ZM100 143V144H99ZM104 143V144H103ZM115 143V144H114ZM117 143V144H116ZM141 143H143V144H141ZM20 144V145H19ZM29 144V145H28ZM41 146H40V145ZM106 144V145H105ZM138 144V145H137ZM151 144V145H150ZM158 145H159V143H157ZM163 143L161 142L160 143V145H162ZM260 144H262V142L261 143H259L258 145H257V147H256V151H257V148H259V150H261L262 148H260V147H262V146H259ZM3 145H5V146H3ZM7 145V146H6ZM14 145V146H13ZM19 145V146H18ZM28 145V146H27ZM30 145H32L33 147L31 148V146ZM118 145V146H117ZM139 145H142L141 147H139ZM146 146L145 148L143 147V146ZM148 145V146H147ZM30 146V147H29ZM108 146H109V150L107 149L108 148ZM9 147H10V149H9ZM18 147V148H17ZM45 147V148H44ZM53 147H56V148H53ZM98 147V148H97ZM104 147H107V148H105L104 149ZM118 147H120V149L123 151L124 149V152H128V156H129V158H132V159H135L136 160V163H138V164H136L135 163V161L134 160H132V161H130L129 163H131L130 165H129V163H128V165L126 166L127 168H126V170H125V168H124V165H125V160L123 159L122 160V158H121V153L119 152V148ZM134 147H136V154H135V152H134ZM30 148V149H29ZM97 148V149H96ZM115 148L118 150H115ZM143 148V149H142ZM5 149H6V151H5ZM45 149V150H44ZM55 149V150H54ZM98 149H99V151H98ZM102 149H104V150H102ZM114 149V150H113ZM132 151H131V150ZM143 150L142 152H140V150ZM10 150H12V151H10ZM16 150V151H15ZM54 150V151H53ZM112 152H111V151ZM139 150V151H138ZM258 150V151H259ZM29 151V152H28ZM47 151V152H48ZM105 151V152H104ZM109 153V154H107V152ZM117 151V152H116ZM14 152H16V153H14ZM130 152H133V155H132V153H130ZM139 152V153H138ZM3 153V154H2ZM104 155H103V154ZM114 153H115V155L117 154V156L119 155V154H121L120 156H119V158L117 157V156H115L114 155ZM151 154H152V151L150 152ZM10 154V153H9ZM102 154V155H101ZM28 155V154H27ZM53 155V154H52ZM97 155V156H96ZM101 155V156H100ZM112 155H113V157H112ZM135 155V156H134ZM100 156V157H99ZM143 156V157H142ZM145 156H146V158H145ZM108 158V159H107ZM117 158V159H116ZM87 159V160H86ZM92 159V160H91ZM121 159V160H120ZM82 160V161H81ZM84 160V161H83ZM93 160H94V163L95 164H93V163H91V162H93ZM139 162H138V161ZM144 160V161H143ZM32 161V162H31ZM30 162L28 161V169H30L29 171H31V172H29V178H28V180H26L27 178L25 177V176H23V173H20V175H22L23 177H21V179H16V177H11L12 179L13 178H15L16 179V181H14V180H12V179H9L10 181H11V183L7 180L6 181V184H5V189L2 191V189L3 188H1V184H2V171H3V168L0 166V195H1V193L3 192L4 194L5 193H10V196L12 197H7L6 199L4 198L2 201H4V202H13V203H15V201H18V204H21V203H30V202H34L35 204H37L38 202H40V203H42V201H45V199H46V197L48 198V197H53V198H56V196H57V198L55 199V201H57L58 199H60V195H61V193H62V189L64 188V185H65V179H64V173H63V171H60V169L62 168V166L60 165H53V164H46V165H43V166H41L40 168H39V174H37L38 176V178L35 176V174H34V176L32 175L34 172H33V170H31V169H34V167L32 166V165H34L35 166V164L33 163L35 160H31ZM90 161V164H88V162ZM96 161V162H95ZM53 162H55V161H52V163ZM144 163V165H143V163ZM149 163V162H148ZM124 164V165H123ZM136 164V165H135ZM147 164V165H146ZM88 165V166H87ZM95 165H96V167H95ZM32 166V168H29V167H31ZM92 166L94 167V170L92 171ZM130 167V169H129V167ZM137 166V167H136ZM145 167V169H142V168H144ZM78 167V168H77ZM135 167V168H134ZM140 167H141V169H140ZM79 168H82V169H79ZM137 168V170H134V169H136ZM90 169H91V171H90ZM98 169V170H97ZM123 169V170H122ZM127 169H128V171H127ZM103 170V171H102ZM130 170H131V172H130ZM140 170V171H139ZM20 172L21 171V168L19 169H17V172ZM125 171V173H123ZM127 171V172H126ZM142 171V172H141ZM79 172V173H78ZM130 172V173H129ZM138 172H139V174H138ZM144 172V173H143ZM15 173V172H14ZM30 173H31V175H30ZM101 173H104V174H101ZM115 174V175H114ZM138 174V175H137ZM143 174H145V175H143ZM16 175H19V174H17L16 173ZM80 175V176H79ZM134 175V176H133ZM32 176V177H31ZM128 176V177H127ZM138 176V177H137ZM141 176V177H140ZM256 175H253V186H251L250 188H254V187H256L257 185L258 186H264V179H262V178H264V177H261V176H256ZM36 178L35 180H33L34 178ZM32 178V179H31ZM127 178V179H126ZM146 178V179H145ZM150 178V179H149ZM255 178V179H254ZM23 179V180H22ZM137 179V180H136ZM22 180V181H21ZM122 180H124V181H122ZM262 182H261V181ZM22 183H21V182ZM27 181V182H26ZM36 181H38V182H36ZM41 181V182H40ZM61 182V186H60V182ZM260 181V182H259ZM19 182V183H18ZM255 182H256V185H254L255 184ZM8 183V184H7ZM17 183V184H16ZM36 183H38V184H36ZM56 183H58V185H55ZM261 183V184H260ZM13 184L15 185V186H13ZM18 184H19V186H18ZM28 184V185H27ZM55 186H54V185ZM49 186H53V188L52 187H49ZM57 186V187H56ZM59 186V187H58ZM118 186V187H117ZM126 186V187H125ZM16 187V188H15ZM40 187V188H39ZM57 189H56V188ZM117 187V188H116ZM14 188V189H13ZM24 188V189H23ZM55 188V189H54ZM10 189V190H9ZM40 189V190H39ZM53 189V190H52ZM113 189V190H112ZM55 190V191H54ZM136 190V191H135ZM252 190V189H251ZM4 191H6V192H4ZM10 191H12V192H10ZM123 191H124V193H125V197H123L124 196V194H123ZM21 192V193H20ZM55 194H54V193ZM24 193V194H23ZM40 193V194H39ZM82 193V194H81ZM122 193V194H121ZM130 193V194H129ZM12 194V195H11ZM15 194V195H14ZM17 194H18V196H17ZM50 195V196H48V195ZM135 194V195H134ZM263 194V193H262ZM5 195H7V194H5ZM40 195V196H39ZM82 195V196H81ZM127 195V196H126ZM132 195H134V196H132ZM8 196H9V194H8ZM45 196V197H44ZM81 196V197H80ZM30 197V198H29ZM1 198H2V196H1ZM0 198V199H1ZM11 198V201L9 200ZM21 198V199H20ZM23 198H25V199H23ZM27 198V199H26ZM43 200H42V199ZM78 198V199H77ZM84 198V199H85ZM126 198H127V201H126ZM135 198V199H134ZM125 199V200H124ZM257 199V200H256ZM256 199L254 198L253 200H254V203L256 202V203H258V206L256 205V203H255V205L254 206H256L254 209L256 210V212H255V210H253V212L250 214V216L253 218V219H255V220H257V225L258 226H263L264 225V206H262V205H264L262 202H263V198L261 199V197L259 198V197H256ZM14 200V201H13ZM27 200H28V202H27ZM117 200V201H116ZM30 201V202H29ZM36 201V202H35ZM125 201V202H124ZM134 201V202H133ZM77 202H78V204H79V206H78V204H77ZM131 202V203H130ZM235 202V201H234ZM17 203V202H16ZM123 203V204H122ZM126 204V205H125ZM132 204V205H131ZM166 204H168V202L166 203ZM236 204H237V201H236V203H234V205L236 206ZM81 205V206H80ZM121 205V206H120ZM122 205H124V206H122ZM260 205V206H259ZM11 206V204H9V207ZM125 206H127L126 208L127 209H125ZM81 209H80V208ZM85 207V206H84ZM93 207V209L90 211L91 213H93L94 215L95 214H98V211H97V204L96 203H94L92 206L90 205V206H88V205H86V209H88V208H92ZM123 208V209H122ZM73 209V210H72ZM122 210H124V211H122ZM153 210V211H152ZM234 210V209H233ZM128 211V212H127ZM225 211H227V210H225ZM13 212H15L14 210H13ZM71 213H74V217L73 216H71ZM116 213V212H115ZM49 214H51V215H53V217L54 218H56V217H58L56 214L57 213H52V212H50ZM128 214H126V215H128ZM182 214V213H181ZM67 215V216H66ZM68 215H70L71 216V218L68 216ZM75 215H77V217L75 216ZM76 217V218H75ZM84 218H86V217H84ZM87 218H89V216H87ZM45 219H48V217L47 218H45ZM44 219V221L43 220H41V221H43L42 223H40L39 225V228L38 229H44V228H48V227H46L47 225L49 226V223L48 224H45L44 225V227L42 226L43 224H44V222H47L46 220ZM71 219V220H70ZM74 219V220H73ZM84 220V219H83ZM49 221V220H48ZM77 221V222H76ZM112 223H113V225H112ZM116 224H118V225H116ZM124 225V224H123ZM111 226H113V227H111ZM114 226H116V227H114ZM125 226V225H124ZM116 228H118V229H116ZM38 229L36 228V229H34V231H38ZM46 229H44V233L46 234V237L41 241V242H36V250L38 249V253H37V258L36 259H38L36 262V264H54V261L57 259L58 260V262H56V264H60V263H63V264H65L66 263V261H67V258H71V255H72V253L71 252H69V253H67V252H63V251H60V250H58L57 252H55V253H50V251L48 250L49 249V246H51V243H52V246H53V248H55L56 247V244H57V242H60L59 241V239H63L61 236H62V234H63V232H57L56 234H57V238H55L54 240L50 237L51 236V234L50 233H47V231L49 230V228H48V230H46ZM116 229V230H115ZM46 230V231H45ZM133 230V231H132ZM119 231V232H118ZM49 232V231H48ZM118 232V233H117ZM152 232H154V234L152 235ZM61 233V234H60ZM48 234V235H47ZM113 234H117V235H114V237H113ZM119 235H121V236H119ZM61 237V238H59V237ZM113 237V238H112ZM117 237V238H116ZM50 238V239H49ZM59 238V239H58ZM116 238V240H114ZM48 240V244H47V240ZM52 239V240H51ZM68 239V241L70 240L69 238H67ZM112 239H113V241H112ZM117 239H118V242H117ZM180 239L179 238H177V242L179 241ZM55 241V243H53ZM64 241H66V242H68L66 239L64 240ZM63 241V242H64ZM115 241V242H114ZM46 242V243H45ZM51 242V243H50ZM125 242V243H124ZM43 245H42V244ZM115 243H117V246H116V244ZM211 243H212V235H211V231L210 230H205V231H203V232H200L198 235H196V236H194V237H192V241H191V247L193 248V250L194 249H198L200 252H198V253H200V258H201V260L202 261H206V263H208V264H221L220 262H218L217 260H215V259H213L212 258V255H211V251H210V246H211ZM47 244V245H46ZM44 245H45V247L47 248L48 247V249H45L44 248ZM112 246V247H111ZM114 246V247H113ZM43 249H42V248ZM115 247H116V249H115ZM40 249V250H39ZM42 249V250H41ZM115 249V250H114ZM45 252H44V251ZM46 250H48V252H47V254L46 255H42V252L45 254L46 253ZM113 250V252H111ZM68 251H70V249H69V247H68ZM114 251H116L115 253H114ZM63 252V253H62ZM40 253H41V255H40ZM50 253V254H49ZM65 253V254H64ZM71 253V254H70ZM53 256H52V255ZM121 254V255H120ZM50 255V256H49ZM61 255H63V257H61ZM64 255H67V256H64ZM78 258H81V259H77V261H76V263L77 264H86V263H88V264H94V263H96L97 264V260L95 261V262H92V258L91 259H89L88 258V260H85L83 257V255H81L80 253L77 255V254H75ZM113 255V256H112ZM118 255H120L119 257H118ZM125 257H124V256ZM127 255H129V257H127L126 258V256ZM39 256V257H38ZM40 256H41V258H40ZM45 256H46V259H45ZM49 256V257H48ZM52 256V257H51ZM55 256V257H54ZM80 256V257H79ZM81 256H83V257H81ZM108 256H112L111 258L109 257V259L110 260H108ZM116 256V257H115ZM140 256V257H139ZM143 256V257H142ZM106 257V258H105ZM117 257L119 258L118 260H117ZM120 257H122V258H120ZM142 257V258H141ZM42 258L44 259L42 262L40 261V260H42ZM63 258V259H62ZM97 258V257H96ZM114 258H116L114 261H116V262H113V259ZM126 258V259H125ZM130 258V259H129ZM132 258V259H131ZM24 259V261L26 262V258H23ZM111 259H112V261H111ZM122 260V262H121V260ZM127 259L128 260H130V261H127ZM4 260V259H3ZM6 260V259H5ZM79 260V261H78ZM85 260V261H84ZM101 260V261H100ZM120 260V261H119ZM84 261V262H83ZM88 261V262H87ZM79 262V263H78ZM86 262V263H85ZM1 263L3 264V263H6L5 261H3L2 262V260H1ZM67 263H68V261H67ZM66 263V264H67Z\"/></svg>","mask_w":264,"mask_h":264}]
</instances>
